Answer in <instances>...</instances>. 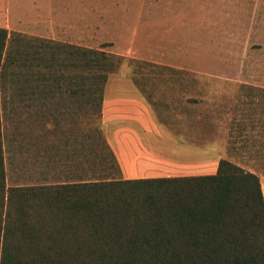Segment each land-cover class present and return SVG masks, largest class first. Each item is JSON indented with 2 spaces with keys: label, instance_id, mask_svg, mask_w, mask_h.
I'll return each instance as SVG.
<instances>
[{
  "label": "rangeland",
  "instance_id": "374dc122",
  "mask_svg": "<svg viewBox=\"0 0 264 264\" xmlns=\"http://www.w3.org/2000/svg\"><path fill=\"white\" fill-rule=\"evenodd\" d=\"M16 1L14 10H0V28L21 35L27 45L37 50L43 40L102 51L119 59L104 89L143 85L158 92L161 101L173 87L181 88L174 77L188 74L189 95L201 102L190 111L188 121L205 128L203 172L214 173L220 158L264 177V0ZM38 69L44 71V66L33 68ZM74 73L70 67L64 71L66 77ZM9 77L0 81L8 187L60 181L66 175L59 171V163L66 162L58 152L63 139L86 138L89 142V165L84 171L89 180L118 177L103 147L101 114L86 111L89 123L86 119L81 128L78 123H55L53 114L56 120L61 103L68 102L59 90L67 86L58 88L54 81L43 85L35 73L22 82L27 97L19 101L13 96L15 87ZM32 86L50 89L55 95L42 100L40 93L31 92ZM162 111L168 121L183 120L180 112L172 119L173 114ZM66 166L70 174V165Z\"/></svg>",
  "mask_w": 264,
  "mask_h": 264
},
{
  "label": "trees",
  "instance_id": "16d2710c",
  "mask_svg": "<svg viewBox=\"0 0 264 264\" xmlns=\"http://www.w3.org/2000/svg\"><path fill=\"white\" fill-rule=\"evenodd\" d=\"M40 42L36 50L0 28V81L10 76L20 96L37 73L43 85L84 92L100 114L119 59ZM42 60L44 71H34ZM4 165L0 122V264H264L259 177L228 160L205 176L11 187Z\"/></svg>",
  "mask_w": 264,
  "mask_h": 264
},
{
  "label": "crops",
  "instance_id": "0c3cea01",
  "mask_svg": "<svg viewBox=\"0 0 264 264\" xmlns=\"http://www.w3.org/2000/svg\"><path fill=\"white\" fill-rule=\"evenodd\" d=\"M16 7V0H0V10H14ZM38 63H40L38 66L43 65V60ZM189 77L188 74L175 76L174 83H181V88L180 86L173 87L161 101L158 99V92L149 91L143 85L138 88L135 84L136 87L133 84H128L127 88L120 86L115 90H103L100 112L104 136L102 140L116 161L117 168L110 169H116L118 177L113 176V178L137 180L208 175L203 172L207 159L204 125L188 121L191 116L190 111L201 104L200 99L189 95ZM184 81L185 84H183ZM50 91L49 89L31 90L33 93H40L42 100L46 96L55 95L54 93L50 94ZM59 91L60 96L64 99L66 97L68 102L61 103L63 106L57 113V118L60 117L58 120L57 118L55 120L53 114L54 122H67L74 126L77 123L85 125L87 119L89 123V114L87 116L86 112L89 110V96L87 100L84 92L83 94L78 92L75 95L70 89ZM25 93L26 91L22 90L20 96H13L17 97L19 101L21 98L24 101V98L27 97ZM37 106L43 108L42 104ZM162 108L173 114L172 119L180 112L179 115L183 120L168 121L162 114ZM184 117L186 121H184ZM58 145V152L66 160L65 163H59L60 169L64 170L59 171L65 172L66 175L60 181L43 185L89 183V174L85 175L84 172L86 163L89 165V142L86 138L82 140L63 139L59 140ZM103 147L105 148L104 145ZM93 152L94 150L91 149L90 154ZM36 154L39 158L41 152L37 150ZM212 154H214L213 151ZM220 160L219 158L218 162ZM66 164L70 165V174L65 169L68 167ZM82 171L83 173H81ZM215 172L209 175H213ZM75 173L78 175L75 176ZM259 178L264 194V177L260 176Z\"/></svg>",
  "mask_w": 264,
  "mask_h": 264
}]
</instances>
